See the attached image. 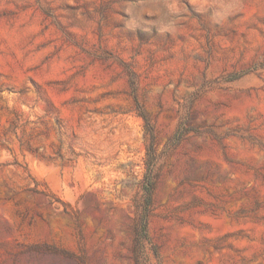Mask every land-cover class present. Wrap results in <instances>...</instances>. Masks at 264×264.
Instances as JSON below:
<instances>
[{
    "label": "rangeland",
    "instance_id": "1",
    "mask_svg": "<svg viewBox=\"0 0 264 264\" xmlns=\"http://www.w3.org/2000/svg\"><path fill=\"white\" fill-rule=\"evenodd\" d=\"M0 264H264V0H0Z\"/></svg>",
    "mask_w": 264,
    "mask_h": 264
},
{
    "label": "trees",
    "instance_id": "2",
    "mask_svg": "<svg viewBox=\"0 0 264 264\" xmlns=\"http://www.w3.org/2000/svg\"><path fill=\"white\" fill-rule=\"evenodd\" d=\"M154 157V154H153ZM156 184L154 178L150 176L146 186L144 187L145 195H146V206L149 208L154 199ZM148 216L142 218L140 229L137 232V243L143 244L144 241L147 239V230H148Z\"/></svg>",
    "mask_w": 264,
    "mask_h": 264
}]
</instances>
